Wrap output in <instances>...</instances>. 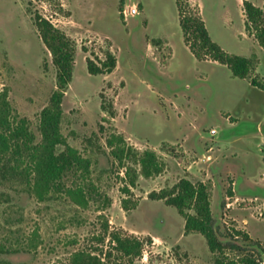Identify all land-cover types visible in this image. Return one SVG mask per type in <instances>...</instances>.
Returning a JSON list of instances; mask_svg holds the SVG:
<instances>
[{
	"label": "rangeland",
	"instance_id": "374dc122",
	"mask_svg": "<svg viewBox=\"0 0 264 264\" xmlns=\"http://www.w3.org/2000/svg\"><path fill=\"white\" fill-rule=\"evenodd\" d=\"M176 1L0 0V93L37 139L40 112L57 85L35 15L70 38L74 63L60 130L89 158L88 180L101 193L81 208L64 195L41 199L1 181L0 248L19 251L0 249V264L65 263L95 244L105 219L110 230L150 239L131 264H214L204 237L186 233L184 217L159 198L182 178L206 184L222 233H247L264 245V90L252 85L264 84V47L243 0H178L224 51L252 65L237 78L209 57L196 58L184 43ZM249 1L264 12V0ZM107 55L115 59L111 71L90 73L88 61L101 67ZM143 151L154 152L159 173H141ZM104 198L110 203L100 207Z\"/></svg>",
	"mask_w": 264,
	"mask_h": 264
},
{
	"label": "trees",
	"instance_id": "16d2710c",
	"mask_svg": "<svg viewBox=\"0 0 264 264\" xmlns=\"http://www.w3.org/2000/svg\"><path fill=\"white\" fill-rule=\"evenodd\" d=\"M176 3L183 40L192 54L198 59L209 57L227 66L234 77L245 78L251 69L252 60L224 51L211 39L199 14L185 15L180 2L177 0ZM243 10L248 25L254 29L255 39L264 47L263 10L249 0H243ZM35 23L52 55L57 88L51 94L49 104L40 112L39 139L25 118L12 115L6 94L0 93V182H14L29 193H36L41 199L64 195L73 204L86 208L90 201L101 197V193L88 180L91 162L66 142L60 130L61 102L72 77L74 46L70 38L46 18L36 14ZM114 66L115 59L111 55H107L101 67L90 61L87 63L92 74L111 71ZM252 85L264 90V84L256 80H252ZM124 152V148H119L116 154L122 155ZM136 161L144 176L157 174L161 170L154 152L143 151ZM68 177H71L70 184L66 183ZM130 183L133 184L134 180L131 179ZM159 198L175 207L184 217L186 233L197 232L204 237L209 250L216 255L214 264H264V245L258 240L252 239L247 233L237 232V236L229 232L224 234L215 225L208 188L203 182L193 183L182 178L171 190L162 192ZM124 202L125 198L122 200L123 205ZM109 203L104 198L100 207H106ZM101 225L102 234L93 237L96 242L90 248L76 249L69 255L67 262L51 264H131L142 255L145 242H150L149 238L143 240L110 230L107 219ZM221 236L226 240H222ZM36 238L33 234L29 239L31 247H36ZM106 238L109 244L105 248L103 243ZM0 249L3 253L19 251L18 248ZM228 252H233L234 257L228 256Z\"/></svg>",
	"mask_w": 264,
	"mask_h": 264
}]
</instances>
